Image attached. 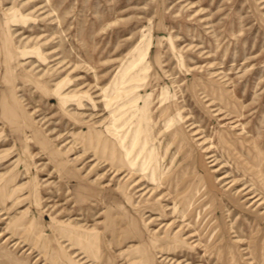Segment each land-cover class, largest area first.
Returning a JSON list of instances; mask_svg holds the SVG:
<instances>
[{"label":"rangeland","instance_id":"obj_1","mask_svg":"<svg viewBox=\"0 0 264 264\" xmlns=\"http://www.w3.org/2000/svg\"><path fill=\"white\" fill-rule=\"evenodd\" d=\"M0 264H264V0H0Z\"/></svg>","mask_w":264,"mask_h":264}]
</instances>
